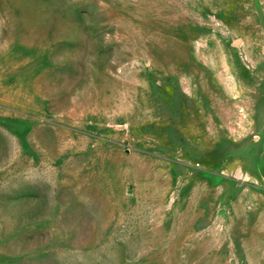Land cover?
<instances>
[{"label": "rangeland", "instance_id": "obj_1", "mask_svg": "<svg viewBox=\"0 0 264 264\" xmlns=\"http://www.w3.org/2000/svg\"><path fill=\"white\" fill-rule=\"evenodd\" d=\"M0 264H264V0H0Z\"/></svg>", "mask_w": 264, "mask_h": 264}]
</instances>
